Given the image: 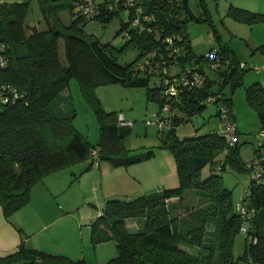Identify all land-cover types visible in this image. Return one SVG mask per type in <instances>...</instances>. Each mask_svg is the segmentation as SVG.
Returning a JSON list of instances; mask_svg holds the SVG:
<instances>
[{"label":"trees","instance_id":"16d2710c","mask_svg":"<svg viewBox=\"0 0 264 264\" xmlns=\"http://www.w3.org/2000/svg\"><path fill=\"white\" fill-rule=\"evenodd\" d=\"M36 2L45 24L43 30L26 24L29 1L0 2V207L5 216L25 206L33 186L45 176L84 161L94 164V150L97 164L107 162L113 167L151 159L153 149L141 155L129 154L124 141L131 123L116 112L104 111L93 94L101 85L144 87L147 99L159 106L154 120L158 118L166 125L159 127L158 148L174 157L178 186L132 199L106 201L91 231L92 244L108 240L115 243L117 255L105 264H237L233 243L243 223L248 228L243 259L246 264H264V142L255 150L262 169L260 180L251 177L246 195L239 201L251 213L243 219L221 175L201 176L202 169L213 164L226 148V157L239 163L238 145L229 146L217 134L219 128L184 138L176 133V126L187 116L201 112L209 98H214L212 103L230 107L235 122L231 98L223 92L226 85L232 90L242 85L245 70L234 52L227 45L212 49L208 54L216 50L218 68L211 66L214 61L207 55L196 57L185 24L202 17L188 18L181 0H131L130 4L128 0H94L92 6L84 0ZM199 5L206 11L205 0H199ZM87 7L90 11L85 13ZM63 12L69 15L68 23L60 17ZM121 12L128 17L126 22L121 21L118 31L126 32L121 48L103 44L84 32L85 23L105 26ZM228 14L240 22L264 23V14L243 8L230 6ZM134 19L139 25L133 24ZM130 49L137 51L135 59L120 64L119 57ZM192 60L200 64L195 70L201 84L185 88L177 97L167 96L165 80L180 77L186 68L193 67ZM204 65L216 78L206 73ZM173 66L177 70L172 73ZM152 76L160 78L155 88L149 86ZM71 79L78 82L95 109L99 122L96 143L89 142L72 124L73 115L68 112L71 96L64 94ZM246 98L264 124V87L259 83L249 86ZM165 106L167 110H163ZM175 110L182 115H175ZM162 112L168 115L164 117ZM216 116L220 123L219 111ZM219 168L223 170L224 164ZM243 168L251 173V168ZM189 190L196 191L202 202L185 206L184 195ZM175 198L178 201L172 204ZM129 218H145L144 228L129 233L125 226ZM0 264L89 263L21 246L0 257Z\"/></svg>","mask_w":264,"mask_h":264},{"label":"rangeland","instance_id":"374dc122","mask_svg":"<svg viewBox=\"0 0 264 264\" xmlns=\"http://www.w3.org/2000/svg\"><path fill=\"white\" fill-rule=\"evenodd\" d=\"M17 1L30 2L31 10L26 19V24L40 25L39 28H43V23H40L41 14L35 0H8L9 3ZM188 5L195 17H202L200 21L189 20L185 24L194 55L196 57L205 56L212 49L220 45H227L242 63L240 66H244L245 70L241 86L233 90L230 85L223 88L224 95L231 98L236 113L238 131L235 144L238 145L239 163L235 158L232 160V157H226L229 150L226 148L217 155L215 162L206 165L201 173L203 179L209 177L210 174L221 175L223 186L232 190V199L236 204L245 197L251 181L250 171L243 167L246 165L247 168H250L248 164L255 159V150H258L261 142H264V139L258 137L261 129H264V124H262L256 108L251 106L246 98V89L249 86L259 83L261 87H264V23L240 22L228 14V10L230 6H233L264 14V0H205L206 11L199 5V0H189ZM61 15L63 22L68 23L69 15L67 12H63ZM127 20L126 13L121 12L119 16L114 17L105 26L97 22H87L83 26V30L86 34L98 38L103 44L111 43L114 47L121 48L125 41L126 32L118 33V31L121 21L126 22ZM60 55L64 61L62 43H60ZM136 55L137 51L130 49L119 57L118 62L122 65L130 63ZM190 65L198 66L200 64L192 60ZM204 68L208 75L216 78V74L211 72L207 65H204ZM176 70L177 67L173 66L171 72ZM159 83L160 78L152 76L149 86L155 88ZM216 86L218 85H215V89ZM67 94L71 96L68 112L73 115V126L89 142L96 143L99 139L98 118L95 109L88 103L75 79L70 80ZM93 94L104 111L116 112L119 118L122 117L131 123V133L124 141L130 155H141L146 152V147H155L159 144V126L154 121L155 114L159 112V106L156 102L147 99L146 88H130L121 84L101 85L94 89ZM220 104L221 102L217 104L206 102V106L201 112L187 116L188 119L185 122L176 126L177 135L184 138L217 131L220 123L216 112ZM161 114L166 117L168 112ZM174 114L182 115L178 110H175ZM222 164L225 168L220 170L219 166ZM83 199L84 196H81L80 203ZM202 200L198 199L194 190H189L184 195L185 206H195L197 201L200 203ZM90 208L96 211L94 207L91 206ZM244 238L245 235L239 232L233 243V257L237 264H246L243 259Z\"/></svg>","mask_w":264,"mask_h":264},{"label":"crops","instance_id":"0c3cea01","mask_svg":"<svg viewBox=\"0 0 264 264\" xmlns=\"http://www.w3.org/2000/svg\"><path fill=\"white\" fill-rule=\"evenodd\" d=\"M40 23L43 28L29 26L45 29L42 15ZM235 123L238 131L236 113ZM128 131L127 136L131 127ZM159 145L160 142L155 147L145 146L146 152L154 150V156L138 165L113 167L107 162L90 165L84 161L61 169L34 185L29 202L16 212L5 216L0 207V257L24 246L73 261L85 260L89 264H105L113 259L117 249L112 240L95 245L91 242L92 225L106 201L132 199L178 186L175 159L167 150L158 148ZM81 196L84 199L80 203ZM177 201L175 198L171 203ZM144 225L145 218L125 221L129 233L141 231Z\"/></svg>","mask_w":264,"mask_h":264},{"label":"built area","instance_id":"2783aa9c","mask_svg":"<svg viewBox=\"0 0 264 264\" xmlns=\"http://www.w3.org/2000/svg\"><path fill=\"white\" fill-rule=\"evenodd\" d=\"M2 1L3 0H0V2H2ZM77 1H80V0H77ZM84 1L89 5H91V4L93 5V3H94V0H84ZM130 2H131V0H128V4H130ZM90 7L85 8L84 12L88 13L90 11ZM91 9H92V7H91ZM145 19L147 20V19H149V17L147 16V17H145ZM138 23L139 22L137 19L133 20L134 25H139ZM167 41L169 43H171V39H168ZM207 57H209L210 60L214 61L216 58V50H213L210 54H207ZM139 66H143V65L141 64ZM211 66L213 68L219 67L216 61H214ZM195 67L196 66L186 68L185 72L180 77L172 78V79H166L165 80V84H166L165 94L169 97H177L178 94L180 92H182L185 88L191 89L193 86H199L201 84V77L196 72ZM213 99L214 98H209L208 101L211 102ZM163 110H167V106H165L163 108ZM218 111H219V118H220V126H219V129L217 131V134L219 136H221L229 146H234V144L236 142L237 126L231 117V108L226 106L225 104L224 105L222 104L219 107ZM154 121L157 123V125L160 128H164L166 126L163 122H160L158 118H156ZM258 137L264 138V131L260 132ZM92 158L96 163V161L98 160L96 150H94L92 152ZM258 160L259 159H255L251 162V164H248L249 167L251 168V177L254 180H260V177H261L260 174H261L262 169H261V166L259 165ZM236 210L241 213V216L243 219L249 218L251 216V213L248 212L247 210H245V208L242 207V205L239 202L236 203ZM101 215H102V213L99 212L97 217H99ZM247 229L248 228H247V225L245 223H243L240 226V232L243 233L245 235V237L247 236ZM253 242H255V240H253Z\"/></svg>","mask_w":264,"mask_h":264},{"label":"water","instance_id":"95a60500","mask_svg":"<svg viewBox=\"0 0 264 264\" xmlns=\"http://www.w3.org/2000/svg\"><path fill=\"white\" fill-rule=\"evenodd\" d=\"M181 1H182L183 9H184L186 15L188 16V18L195 19L196 18L195 15L189 9V5H188L189 0H181Z\"/></svg>","mask_w":264,"mask_h":264}]
</instances>
